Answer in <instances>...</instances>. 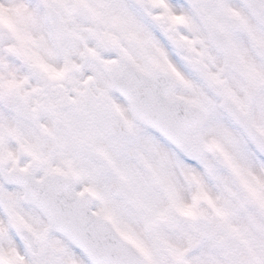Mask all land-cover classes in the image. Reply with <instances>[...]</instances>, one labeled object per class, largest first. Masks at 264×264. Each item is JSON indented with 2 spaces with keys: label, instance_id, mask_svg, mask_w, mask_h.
Returning <instances> with one entry per match:
<instances>
[{
  "label": "snow or ice",
  "instance_id": "snow-or-ice-1",
  "mask_svg": "<svg viewBox=\"0 0 264 264\" xmlns=\"http://www.w3.org/2000/svg\"><path fill=\"white\" fill-rule=\"evenodd\" d=\"M0 264H264V0H0Z\"/></svg>",
  "mask_w": 264,
  "mask_h": 264
}]
</instances>
